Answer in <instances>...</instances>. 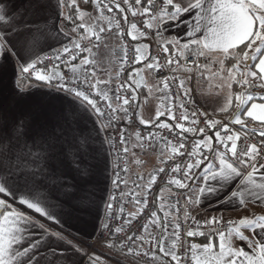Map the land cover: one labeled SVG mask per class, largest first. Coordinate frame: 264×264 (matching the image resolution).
<instances>
[{"label":"snow or ice","instance_id":"obj_1","mask_svg":"<svg viewBox=\"0 0 264 264\" xmlns=\"http://www.w3.org/2000/svg\"><path fill=\"white\" fill-rule=\"evenodd\" d=\"M110 256L264 264V0H0V264Z\"/></svg>","mask_w":264,"mask_h":264},{"label":"crops","instance_id":"obj_2","mask_svg":"<svg viewBox=\"0 0 264 264\" xmlns=\"http://www.w3.org/2000/svg\"><path fill=\"white\" fill-rule=\"evenodd\" d=\"M91 8V14L93 16L96 15L94 6H86ZM144 79L147 80L149 83H153L155 79L152 78V76L149 73L144 74ZM202 87H204L202 85ZM205 88V87H204ZM147 88H142L141 89V96L139 98V102L143 105V115L145 117L149 116L150 114H154V111L156 107L159 106L160 102L157 99V96H151L148 98V103H144V97L147 96ZM158 95V94H157ZM149 107L152 109V113L148 112ZM163 147L162 145H158L154 149H147L145 151H140L139 149H136L135 151L137 152V155L139 158L143 161L142 165H136L132 161L135 159L134 157H130L129 161V173H128V178L129 180L133 178L134 175L136 174H142L147 178L148 174L153 171L155 167H159V149ZM158 195H160V191H158ZM157 195V196H158ZM167 195V193H165ZM192 211V214L194 216H197L198 218L203 217L206 213L209 215H220L223 214L225 219H236L239 216L244 215L245 213L243 210H239L237 207L229 204L225 205L224 207L219 208V210H215L214 208H210L206 202H202L201 205L195 206V210L190 209ZM253 211L252 208L249 209V213ZM257 213H259V206L256 207ZM38 215V214H37ZM162 215V214H161ZM48 224H52L51 221L47 222ZM53 227H59L58 225H53ZM85 240H88L87 237H83ZM90 241V240H89ZM204 241V238H200L197 240V242ZM206 242V241H204ZM111 264H115V261L117 257L115 256H110L109 257Z\"/></svg>","mask_w":264,"mask_h":264},{"label":"built area","instance_id":"obj_3","mask_svg":"<svg viewBox=\"0 0 264 264\" xmlns=\"http://www.w3.org/2000/svg\"><path fill=\"white\" fill-rule=\"evenodd\" d=\"M151 76H152L153 79H156V75H151ZM193 84H194V82H193ZM141 127H142V126H141ZM237 127H239V126H237ZM170 138H171V137H170ZM170 163H171V162H170ZM137 175H138V174L134 175L133 178L129 180V187H130V188L133 187L131 181H132V180H135L136 177H137ZM162 186H163V182H162V181H159V179H158V184H157V186H154V187H153L152 194L149 196V200H150V201L152 200V197H153V196H157V195H158L159 188L162 187ZM150 207H152L153 210H155V206H153L151 203H150ZM134 210H135V207H134L131 203H129V204L126 205V211H134ZM192 215H193V214H192ZM181 219H183L182 214H181ZM141 223H143V221H141ZM200 238H201V237H197L196 240H198V239H200ZM89 242H93V243H94V241H89Z\"/></svg>","mask_w":264,"mask_h":264},{"label":"rangeland","instance_id":"obj_4","mask_svg":"<svg viewBox=\"0 0 264 264\" xmlns=\"http://www.w3.org/2000/svg\"><path fill=\"white\" fill-rule=\"evenodd\" d=\"M202 85H203L205 88H207V87H208V84H207V82H204ZM254 91H259V90H254Z\"/></svg>","mask_w":264,"mask_h":264}]
</instances>
